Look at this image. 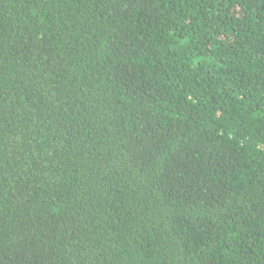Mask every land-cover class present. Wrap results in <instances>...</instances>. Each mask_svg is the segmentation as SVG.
Listing matches in <instances>:
<instances>
[{"label": "trees", "instance_id": "1", "mask_svg": "<svg viewBox=\"0 0 264 264\" xmlns=\"http://www.w3.org/2000/svg\"><path fill=\"white\" fill-rule=\"evenodd\" d=\"M0 264H264V0H0Z\"/></svg>", "mask_w": 264, "mask_h": 264}]
</instances>
